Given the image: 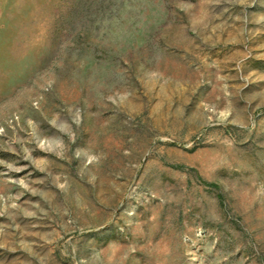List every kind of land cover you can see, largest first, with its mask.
Returning <instances> with one entry per match:
<instances>
[{"label":"rangeland","instance_id":"374dc122","mask_svg":"<svg viewBox=\"0 0 264 264\" xmlns=\"http://www.w3.org/2000/svg\"><path fill=\"white\" fill-rule=\"evenodd\" d=\"M0 264H264V0H0Z\"/></svg>","mask_w":264,"mask_h":264}]
</instances>
